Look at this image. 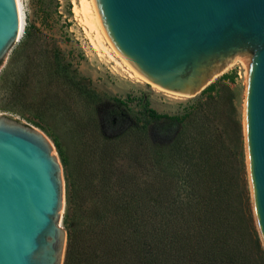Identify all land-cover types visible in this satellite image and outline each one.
I'll return each mask as SVG.
<instances>
[{
    "label": "trees",
    "instance_id": "obj_1",
    "mask_svg": "<svg viewBox=\"0 0 264 264\" xmlns=\"http://www.w3.org/2000/svg\"><path fill=\"white\" fill-rule=\"evenodd\" d=\"M236 77L175 114L113 98L116 134L79 162L64 264H264Z\"/></svg>",
    "mask_w": 264,
    "mask_h": 264
},
{
    "label": "water",
    "instance_id": "obj_2",
    "mask_svg": "<svg viewBox=\"0 0 264 264\" xmlns=\"http://www.w3.org/2000/svg\"><path fill=\"white\" fill-rule=\"evenodd\" d=\"M117 51L147 80L187 96L249 55L244 136L251 204L264 248V0H95ZM21 30L0 0V63ZM62 165L46 134L0 115V264H62Z\"/></svg>",
    "mask_w": 264,
    "mask_h": 264
},
{
    "label": "rangeland",
    "instance_id": "obj_3",
    "mask_svg": "<svg viewBox=\"0 0 264 264\" xmlns=\"http://www.w3.org/2000/svg\"><path fill=\"white\" fill-rule=\"evenodd\" d=\"M89 2L17 0L20 35L0 63V115L43 131L62 165L64 206L59 223L66 232L62 264L72 224L67 218L73 222L72 192L79 162L96 145V138L116 134L108 120L113 98L124 100L131 114L141 116L150 109L183 112L200 94L170 92L136 75L107 35L98 37L97 28L88 24L93 13ZM248 58L237 56L211 82L237 73L243 132ZM89 90L99 96L98 103H89Z\"/></svg>",
    "mask_w": 264,
    "mask_h": 264
},
{
    "label": "bare ground",
    "instance_id": "obj_4",
    "mask_svg": "<svg viewBox=\"0 0 264 264\" xmlns=\"http://www.w3.org/2000/svg\"><path fill=\"white\" fill-rule=\"evenodd\" d=\"M87 7L90 9L89 5H91V8L93 9V13L91 14V17H90V20L88 21V24L90 25L91 28H97L98 32H97V36L99 37L100 33L102 35H107L108 37V34L104 28V25L102 23V20L100 18V14H99V11H98V8L96 6V3H95V0H92V2H89V3H86ZM107 39L110 40V38L108 37ZM110 42L112 43V41L110 40ZM113 45V43H112ZM111 45V46H112ZM114 46V45H113ZM115 48V46H114ZM117 50V49H116ZM249 59V58H248ZM125 60V59H124ZM129 62V61H128ZM130 63V62H129ZM131 64V63H130ZM132 65V64H131ZM249 65H250V59L248 60V63H247V69H249ZM133 66V65H132ZM134 67V66H133ZM135 68V67H134ZM137 71V70H136ZM135 71V74L139 76V72ZM141 76H143L142 74H140ZM144 77V76H143ZM145 78V77H144Z\"/></svg>",
    "mask_w": 264,
    "mask_h": 264
}]
</instances>
